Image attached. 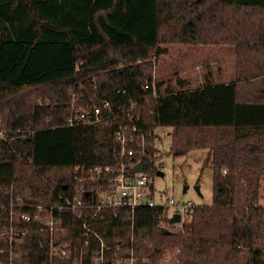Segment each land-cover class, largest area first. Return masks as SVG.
Wrapping results in <instances>:
<instances>
[{
	"label": "trees",
	"instance_id": "obj_1",
	"mask_svg": "<svg viewBox=\"0 0 264 264\" xmlns=\"http://www.w3.org/2000/svg\"><path fill=\"white\" fill-rule=\"evenodd\" d=\"M190 44L234 50L232 123L189 117L198 97L180 79L181 89L167 86L162 97L158 80V96L143 91L169 47ZM217 85L207 76L197 90L213 96ZM74 92L78 109L104 101L123 109L109 123L67 126ZM129 99L139 100L138 124L151 132L143 162L151 175L160 125L173 126L175 157L209 151L212 205H197L169 234L158 227L160 207L104 210L93 220L102 242L63 211L55 240L71 254L55 264H75L82 250L84 264H96L102 243L104 264L120 256L162 264L168 251L171 264H264V0H0V264H9L12 247L15 264H50L45 222L16 216L23 241L1 236L11 205L62 204L77 188L76 168L114 165ZM23 211L37 210L16 208Z\"/></svg>",
	"mask_w": 264,
	"mask_h": 264
},
{
	"label": "built area",
	"instance_id": "obj_2",
	"mask_svg": "<svg viewBox=\"0 0 264 264\" xmlns=\"http://www.w3.org/2000/svg\"><path fill=\"white\" fill-rule=\"evenodd\" d=\"M143 91L147 94L149 91H152V94L157 96L155 72L153 79L143 84ZM146 97L148 95H145ZM73 98L70 116L67 121V126L70 127L109 123L112 119H117L120 111L123 109V105L115 107L110 101H104L101 105L93 104L87 108L78 109L76 106L78 100L75 92ZM128 103L129 106L125 111V117L128 121L125 124H120L114 134V138L119 144V148L115 154L116 163L114 165H95L76 168L77 188L72 199L67 198L62 204L33 207L13 201L10 208L11 225L8 230L1 232V236L7 238L11 245L23 241L27 232L24 228L16 226V216L26 223L32 221L45 222V227L42 231L47 232L50 236V264L65 260L71 254L67 249L68 244L66 242L55 240L56 232L64 231L61 217L63 211H72L83 221L84 235L86 237L95 235L101 242L102 239L93 229V220L104 210L127 209L134 213L137 208L160 207L162 213L158 227L165 230H169L173 226L170 223V219L175 214H180L181 216V222L177 225L192 218L197 205L190 201L179 204L173 196L166 197L160 202L157 201L154 187L155 176L145 169L143 163L144 159L149 156L148 138L151 132L140 127L138 124L139 100L129 99ZM139 164L143 166V170L133 172V169ZM16 208L35 209L37 211L35 214L29 211L17 214ZM88 245L89 241H86L85 246ZM12 249L13 247L10 251L9 264H15ZM119 250H121V247ZM84 254L85 252L82 250L80 256L75 258L74 263L84 264ZM135 262L134 256H120L115 260V264H135ZM96 264H104L103 243L102 251L96 258Z\"/></svg>",
	"mask_w": 264,
	"mask_h": 264
},
{
	"label": "rangeland",
	"instance_id": "obj_3",
	"mask_svg": "<svg viewBox=\"0 0 264 264\" xmlns=\"http://www.w3.org/2000/svg\"><path fill=\"white\" fill-rule=\"evenodd\" d=\"M223 49V46L196 48L194 44L170 46L169 53L162 56L156 66V80L164 84L162 93L159 95L157 92V96H165L163 91L167 86L180 90L176 83L178 79L186 82V88L192 90L203 85L207 76L213 84L230 80L227 74L225 77L222 75L224 71L229 72L232 79L233 60L236 55L231 48L225 51ZM154 132L158 135L156 138L159 149L156 154L157 165L164 173V176L156 175L154 178L157 201L173 196L179 204L190 201L195 205H212L213 171L209 166H204L209 151L196 150L185 156L175 157L171 153L173 126L160 125ZM198 186L201 195L196 189ZM185 187L188 188L186 193H184ZM261 203L264 204V190ZM176 226L170 228L181 227ZM174 257V254L168 251L162 264H171Z\"/></svg>",
	"mask_w": 264,
	"mask_h": 264
},
{
	"label": "crops",
	"instance_id": "obj_4",
	"mask_svg": "<svg viewBox=\"0 0 264 264\" xmlns=\"http://www.w3.org/2000/svg\"><path fill=\"white\" fill-rule=\"evenodd\" d=\"M230 47H224L225 49H229ZM234 54V53H233ZM224 63V60L222 59ZM236 57L234 56L233 60V68H232V76L235 73L236 69ZM228 75L230 80H224L218 83L216 87L213 88L214 94L213 96H201L204 94L207 89L202 90H190L189 94L196 95L198 97L196 100H189L187 106H190L189 111L187 110V115L194 119L202 120L209 119L213 121L214 119L219 123H227L230 124L234 119V84L231 83V74L229 72L226 73L224 71L222 75ZM222 76V77H223ZM215 95V96H214ZM186 106V107H187ZM189 113V114H188Z\"/></svg>",
	"mask_w": 264,
	"mask_h": 264
},
{
	"label": "water",
	"instance_id": "obj_5",
	"mask_svg": "<svg viewBox=\"0 0 264 264\" xmlns=\"http://www.w3.org/2000/svg\"><path fill=\"white\" fill-rule=\"evenodd\" d=\"M142 170H143V166H142L141 164H139V165H137V166L133 169V172H140V171H142ZM157 175H158V176H164V173H163L161 170H159L158 173H157ZM187 189H188L187 187L184 188V193L187 192ZM196 189H197L198 193L201 195L200 187L198 186ZM180 222H181V216H180V214H175V215L170 219V223H171L172 225L178 224V223H180ZM166 233L169 234L170 231L167 230Z\"/></svg>",
	"mask_w": 264,
	"mask_h": 264
}]
</instances>
